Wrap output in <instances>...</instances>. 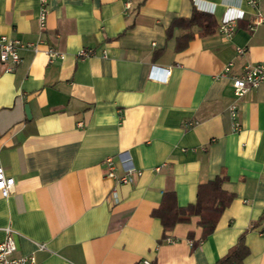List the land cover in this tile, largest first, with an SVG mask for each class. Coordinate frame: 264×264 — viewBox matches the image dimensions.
Masks as SVG:
<instances>
[{"label": "crops", "instance_id": "obj_1", "mask_svg": "<svg viewBox=\"0 0 264 264\" xmlns=\"http://www.w3.org/2000/svg\"><path fill=\"white\" fill-rule=\"evenodd\" d=\"M46 7L41 30L39 0H0V35L24 44L11 71L0 62V166L15 181L0 194V242L11 228L13 256L41 264H215L242 237L241 264H264V82L239 98L232 88L245 66L264 65V27L250 28L264 0ZM194 10L213 15L211 34L195 25L168 34ZM48 47L64 59L49 61ZM81 49L92 54L78 58ZM128 169L130 180L119 182ZM218 176L233 197L214 230L202 237L192 215L162 239L153 211L164 193L184 207Z\"/></svg>", "mask_w": 264, "mask_h": 264}, {"label": "built area", "instance_id": "obj_2", "mask_svg": "<svg viewBox=\"0 0 264 264\" xmlns=\"http://www.w3.org/2000/svg\"><path fill=\"white\" fill-rule=\"evenodd\" d=\"M39 27L41 30H44L46 27V14L47 0H39ZM246 4L255 7L258 0H240ZM255 26L264 27V11L257 10L251 20L250 28L252 29ZM234 30L233 22H224L219 26V31L225 35H230ZM28 47L33 48L37 51L36 44L29 43L26 44ZM24 44L20 39L11 37L5 34L0 35V62L5 65L6 71H11L19 62L20 56L18 50L23 47ZM238 52L241 53L242 50L238 49ZM45 53L49 61L54 59H64L65 54L60 52L52 47H48L45 50ZM91 51L81 49L77 52L76 56L78 58H85L90 56ZM227 69V68H226ZM264 82V65L263 64H254L247 65L243 68V71L240 75L234 76L232 78V88L233 94L235 97L239 98L243 96L249 89L257 86L260 83ZM229 112L232 120V127L234 130L239 129V124L237 122V109L236 104H231L229 107ZM108 170L106 175L109 177H115L113 172V165L111 159L108 158ZM131 170H125L124 174L118 178L119 182L126 183L130 180ZM15 186V181L13 177H8L5 175L3 168L0 166V194L3 197H7L10 193L13 192ZM11 228H6V237L0 242V264H41L36 261L33 255H22V256H13L14 251L16 250L15 242L11 236ZM43 248V245L39 246ZM139 264H150L148 260H142Z\"/></svg>", "mask_w": 264, "mask_h": 264}, {"label": "trees", "instance_id": "obj_3", "mask_svg": "<svg viewBox=\"0 0 264 264\" xmlns=\"http://www.w3.org/2000/svg\"><path fill=\"white\" fill-rule=\"evenodd\" d=\"M177 25L198 26L202 35L211 34L216 23L212 14L194 10L189 18H178L174 20L168 28V34L171 29ZM225 176H218L213 180L202 182L198 186L196 201L184 207H179L175 201V195L172 191H166L163 195L160 206L153 211V215L159 217L163 235L172 228L176 223L187 222L192 215L199 216V223L202 227V237L210 234L217 223L222 211L232 200V194L222 188ZM264 219V213L262 215ZM196 243H192L195 247ZM248 254V248L242 241L229 249L226 256L219 259L215 264H241Z\"/></svg>", "mask_w": 264, "mask_h": 264}, {"label": "clouds", "instance_id": "obj_4", "mask_svg": "<svg viewBox=\"0 0 264 264\" xmlns=\"http://www.w3.org/2000/svg\"><path fill=\"white\" fill-rule=\"evenodd\" d=\"M238 15L242 17L243 13L242 12H238Z\"/></svg>", "mask_w": 264, "mask_h": 264}]
</instances>
